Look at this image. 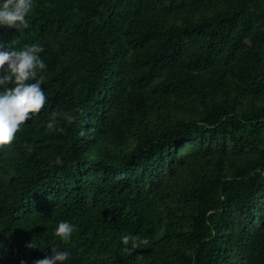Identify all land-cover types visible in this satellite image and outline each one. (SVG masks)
Masks as SVG:
<instances>
[{
	"label": "trees",
	"instance_id": "obj_1",
	"mask_svg": "<svg viewBox=\"0 0 264 264\" xmlns=\"http://www.w3.org/2000/svg\"><path fill=\"white\" fill-rule=\"evenodd\" d=\"M27 19L0 42L42 46L46 101L0 145V264H264V0H34Z\"/></svg>",
	"mask_w": 264,
	"mask_h": 264
},
{
	"label": "clouds",
	"instance_id": "obj_2",
	"mask_svg": "<svg viewBox=\"0 0 264 264\" xmlns=\"http://www.w3.org/2000/svg\"><path fill=\"white\" fill-rule=\"evenodd\" d=\"M34 7V0H0V26L28 27L27 16ZM43 48L38 43L25 45L20 49L8 47L0 42V145L10 144L16 133L26 120L40 112L45 106L46 95L41 87L46 64L40 53ZM64 118L71 122L75 117L65 113ZM56 114L47 122L48 128H53ZM57 163H60L59 157ZM74 225L62 220L55 228V235L64 242L70 241ZM125 251L129 254L139 249L148 241L133 234L122 236ZM3 247L0 242V248ZM27 247L37 248L28 243ZM70 252L67 250H51L49 255L34 261V264H68ZM20 264H26L24 260Z\"/></svg>",
	"mask_w": 264,
	"mask_h": 264
}]
</instances>
